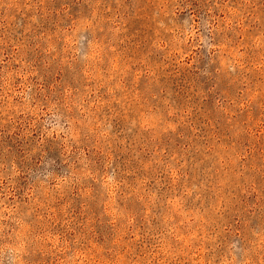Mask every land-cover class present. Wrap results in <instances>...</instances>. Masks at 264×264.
Segmentation results:
<instances>
[{
	"label": "rangeland",
	"instance_id": "374dc122",
	"mask_svg": "<svg viewBox=\"0 0 264 264\" xmlns=\"http://www.w3.org/2000/svg\"><path fill=\"white\" fill-rule=\"evenodd\" d=\"M0 264H264V0H0Z\"/></svg>",
	"mask_w": 264,
	"mask_h": 264
}]
</instances>
